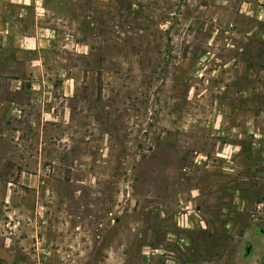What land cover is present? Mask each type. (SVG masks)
<instances>
[{
  "label": "rangeland",
  "instance_id": "1",
  "mask_svg": "<svg viewBox=\"0 0 264 264\" xmlns=\"http://www.w3.org/2000/svg\"><path fill=\"white\" fill-rule=\"evenodd\" d=\"M2 12L0 264H264V0Z\"/></svg>",
  "mask_w": 264,
  "mask_h": 264
},
{
  "label": "crops",
  "instance_id": "2",
  "mask_svg": "<svg viewBox=\"0 0 264 264\" xmlns=\"http://www.w3.org/2000/svg\"><path fill=\"white\" fill-rule=\"evenodd\" d=\"M35 1L37 2V0H0V15L2 17V15L4 14V12H2V11H3V7H5L6 5L19 4V5H24L26 7V6L34 5ZM41 1L45 2V0H41ZM4 21H6V20H4ZM6 23H3V24L6 25ZM2 30H4V29H2ZM6 31H7V29H5V31H3L4 33H2V34L3 35L8 34V33H6ZM6 203L7 202L5 201V204ZM4 208H5V210H7V207H4ZM6 212L7 211H5V214H6ZM1 222H0V252H3L6 256H8V255L13 256L14 253L16 252V251H14V249H15L14 246H18V244H19L15 239V237H16L15 233L18 229H14L15 226H11L10 224L7 223V221H5V223H1ZM7 226H9L8 229H6ZM20 242H21L20 246L24 247V239L23 238L21 239Z\"/></svg>",
  "mask_w": 264,
  "mask_h": 264
},
{
  "label": "built area",
  "instance_id": "3",
  "mask_svg": "<svg viewBox=\"0 0 264 264\" xmlns=\"http://www.w3.org/2000/svg\"><path fill=\"white\" fill-rule=\"evenodd\" d=\"M195 216V215H194ZM195 220V219H194ZM188 223V221H187V218L186 217H184V216H181L179 219H177L176 220V226L178 227V228H180V227H182V228H184V229H192L193 228V222L192 221H189V225L187 224ZM203 224V222H201V225ZM195 225H196V228H199L198 227V225H197V223H195Z\"/></svg>",
  "mask_w": 264,
  "mask_h": 264
}]
</instances>
